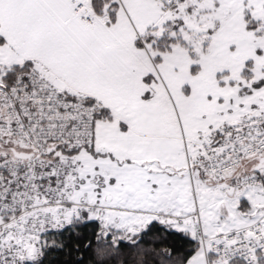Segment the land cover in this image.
Masks as SVG:
<instances>
[{"label":"snow or ice","instance_id":"6c2138e0","mask_svg":"<svg viewBox=\"0 0 264 264\" xmlns=\"http://www.w3.org/2000/svg\"><path fill=\"white\" fill-rule=\"evenodd\" d=\"M0 264H264V0H0Z\"/></svg>","mask_w":264,"mask_h":264}]
</instances>
